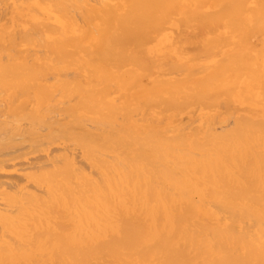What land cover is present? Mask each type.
I'll return each instance as SVG.
<instances>
[{
    "label": "bare ground",
    "instance_id": "bare-ground-1",
    "mask_svg": "<svg viewBox=\"0 0 264 264\" xmlns=\"http://www.w3.org/2000/svg\"><path fill=\"white\" fill-rule=\"evenodd\" d=\"M0 7V264H264V0Z\"/></svg>",
    "mask_w": 264,
    "mask_h": 264
},
{
    "label": "rangeland",
    "instance_id": "rangeland-1",
    "mask_svg": "<svg viewBox=\"0 0 264 264\" xmlns=\"http://www.w3.org/2000/svg\"><path fill=\"white\" fill-rule=\"evenodd\" d=\"M1 8V7H0ZM5 20L4 19H0V23H3ZM21 144V143H20ZM25 143H23V144H21L23 147L25 146L24 145ZM17 145V144H16ZM17 146H19V144L17 145ZM20 148H22V151H21V149L19 150L21 153L23 152V151H25L26 150V147H24V149L25 150H23V147H21V146H19ZM1 149V148H0ZM38 158L40 157V156H42V154L40 155V156H38V155H36ZM44 158V157H43ZM36 160H39V159H36ZM43 159H42V157H40V162L42 161ZM44 161V160H43ZM27 165H23L22 167H26ZM21 167V166H20ZM16 175H19V177H20V175L21 174H16ZM16 175L15 176H13L12 178H14L13 180H18V179H21V178H19L18 176L16 177ZM16 177V178H15ZM0 180H4V178H2V179H0ZM12 180V179H11ZM20 181V180H19ZM21 182V181H20ZM21 184H22V182H21ZM5 186H7V185H2L0 188H2V187H5Z\"/></svg>",
    "mask_w": 264,
    "mask_h": 264
}]
</instances>
